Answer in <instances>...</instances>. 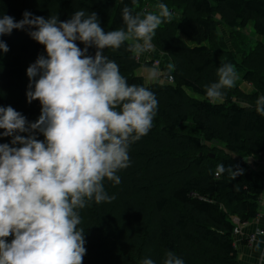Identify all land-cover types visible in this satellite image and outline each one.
<instances>
[{
    "label": "trees",
    "instance_id": "obj_1",
    "mask_svg": "<svg viewBox=\"0 0 264 264\" xmlns=\"http://www.w3.org/2000/svg\"><path fill=\"white\" fill-rule=\"evenodd\" d=\"M22 2L25 5L20 7L18 0H0V17L6 14L19 21L28 8L34 16L66 20L84 9L96 12L104 30L111 31L124 26L125 5L134 13H144L158 12V3H164L173 13L151 41L155 56L166 54L160 71L172 76V82L156 78L148 84L137 75L141 66L152 64L146 52L141 64L127 50L131 42L118 50H104L129 84L155 93L158 109L148 134L130 146L131 164L117 173L121 183L104 181L105 191L115 199L100 204L92 200L80 210L78 228L84 231L87 249L83 264H141L145 258L163 264L170 251L184 264H239L234 231L257 216L264 190V175L244 159L264 153V117L256 112V100L264 95V0ZM145 6L150 8L144 11ZM249 24L260 39L245 52L248 40L241 30ZM219 25L238 37L230 40L237 52L228 50ZM27 32L14 29L0 37L9 47L7 53H0V105H10L34 122L41 105L38 100L27 102L26 70L45 53ZM94 53L90 48L89 54ZM237 58L242 80L253 91L244 93L234 85L224 90L222 102L213 104L206 86L218 80V67L233 65ZM10 140L0 138V143ZM220 164L239 165L243 175L235 180L227 172L217 175Z\"/></svg>",
    "mask_w": 264,
    "mask_h": 264
},
{
    "label": "clouds",
    "instance_id": "obj_2",
    "mask_svg": "<svg viewBox=\"0 0 264 264\" xmlns=\"http://www.w3.org/2000/svg\"><path fill=\"white\" fill-rule=\"evenodd\" d=\"M157 9L134 13L125 5L124 26L111 31L104 30L96 12L84 9L66 20L27 10L19 21L0 17V37L26 28L45 53L26 70V98L29 104L40 102L38 119L30 122L12 106L0 105V138H11L0 143V264H83L87 249L84 231L78 228L80 210L92 200L100 204L115 199L105 191L104 181L121 183L117 173L131 164L130 146L148 134L158 109L155 93L129 84L104 50H118L126 42L136 56L151 50L156 30L173 15L164 3ZM8 51L0 39V53ZM147 71L155 80L156 67ZM217 76L206 86L213 104L222 102L224 90L238 79L230 63L218 67ZM256 112L264 117V95L256 100ZM225 172L235 180L244 170L217 166V175ZM260 259L264 264V252ZM141 264L156 262L145 258ZM163 264L184 260L170 251Z\"/></svg>",
    "mask_w": 264,
    "mask_h": 264
},
{
    "label": "crops",
    "instance_id": "obj_3",
    "mask_svg": "<svg viewBox=\"0 0 264 264\" xmlns=\"http://www.w3.org/2000/svg\"><path fill=\"white\" fill-rule=\"evenodd\" d=\"M221 25H219L218 28H221V30L224 32H221L220 34L221 36H223L226 34V30L224 26ZM253 37H255V35L252 36V38ZM137 58L141 64L144 63L145 55L143 53L137 56ZM149 68L141 66L137 70V75L141 76L148 84L154 81L153 79L149 78V74L147 71V69ZM237 86L243 91V86H241L240 84H237ZM244 159L247 161V163L253 170L260 172L264 175V153L257 158L246 157ZM258 230H264V190L261 196L259 197L257 216L254 219L248 221L247 223L239 225L238 232L234 233L233 235V242L237 250V258L239 264H262L260 256L261 253L264 252V236L256 235L253 241H248V237L250 235L255 234ZM258 241L260 242V244L259 250L257 251L255 249Z\"/></svg>",
    "mask_w": 264,
    "mask_h": 264
},
{
    "label": "rangeland",
    "instance_id": "obj_4",
    "mask_svg": "<svg viewBox=\"0 0 264 264\" xmlns=\"http://www.w3.org/2000/svg\"><path fill=\"white\" fill-rule=\"evenodd\" d=\"M18 2H19V6L20 7H22V6H24L25 4H23V2H22V0H18ZM146 7V9L148 10L150 7H148V6H145ZM27 11H29L28 10V8H25ZM151 10H153V7L151 6ZM30 12V11H29ZM42 15V14H41ZM218 31H219V33L221 34V32L222 33H224L222 30H221V28H218ZM226 32V34L225 35H223V37L225 38V43H226V45L228 46V50L230 51V52H237L236 50H237V48L236 47H233L232 48V46H233V44H232V46H231V41L230 40H233V38H234V40L235 39H237L238 37L236 36V35H234L233 37L228 33V30L227 31H225ZM235 32V31H234ZM241 32H242V35L245 37V39L246 40H248V44H247V48L245 49V52H248L249 50L248 49H250L251 47H252V45L255 43V40H257V39H260V37H258V36H255V37H253L252 38V36H254V33H253V28H252V24H249L245 29H243V30H241ZM184 41H185V43L187 44V45H189V46H192L193 44L190 42V41H188V40H186V39H184ZM240 52V51H239ZM239 58V57H238ZM237 58V60L235 61V63L233 64V66L235 67V69H236V71H237V75H238V79L236 80V82H235V86L237 85V84H240L241 86H243V92L244 93H250L251 91H253V87L250 85V83H247V82H245V81H243L242 80V69H241V67L239 66V59ZM164 62V61H163ZM159 73V70H157V75H159L158 74ZM161 77H163V74H161ZM161 77H156V78H159L160 80H162V78Z\"/></svg>",
    "mask_w": 264,
    "mask_h": 264
},
{
    "label": "built area",
    "instance_id": "obj_5",
    "mask_svg": "<svg viewBox=\"0 0 264 264\" xmlns=\"http://www.w3.org/2000/svg\"><path fill=\"white\" fill-rule=\"evenodd\" d=\"M144 11H146V8L144 9ZM146 54L149 56V60L152 64V67L155 66L157 70H159V75H157V77H161V65L163 63V61L165 60V56L166 54L164 53H158V56H155V51H153V49L149 50V51H145ZM162 80L168 81V82H172L173 78L172 76H164L162 77ZM239 228V227H238ZM238 228L235 229L234 233L238 232ZM256 235H263L264 236V230H259L257 231L255 234L250 235L248 237V241L251 242L254 240Z\"/></svg>",
    "mask_w": 264,
    "mask_h": 264
},
{
    "label": "water",
    "instance_id": "obj_6",
    "mask_svg": "<svg viewBox=\"0 0 264 264\" xmlns=\"http://www.w3.org/2000/svg\"><path fill=\"white\" fill-rule=\"evenodd\" d=\"M211 157H213V156H211Z\"/></svg>",
    "mask_w": 264,
    "mask_h": 264
}]
</instances>
